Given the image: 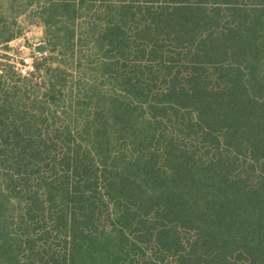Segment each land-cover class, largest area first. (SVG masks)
I'll list each match as a JSON object with an SVG mask.
<instances>
[{
  "label": "trees",
  "instance_id": "16d2710c",
  "mask_svg": "<svg viewBox=\"0 0 264 264\" xmlns=\"http://www.w3.org/2000/svg\"><path fill=\"white\" fill-rule=\"evenodd\" d=\"M21 16L0 264H264V0H0L6 51Z\"/></svg>",
  "mask_w": 264,
  "mask_h": 264
},
{
  "label": "rangeland",
  "instance_id": "374dc122",
  "mask_svg": "<svg viewBox=\"0 0 264 264\" xmlns=\"http://www.w3.org/2000/svg\"><path fill=\"white\" fill-rule=\"evenodd\" d=\"M18 23L21 27L19 35L9 42L7 51L0 47V62L9 59L21 73H25L31 70L33 61L41 54L43 30L39 23L27 17H19Z\"/></svg>",
  "mask_w": 264,
  "mask_h": 264
}]
</instances>
